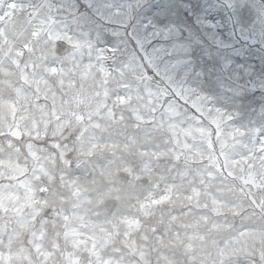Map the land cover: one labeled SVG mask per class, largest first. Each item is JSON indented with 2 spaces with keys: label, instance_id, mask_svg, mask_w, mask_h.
Listing matches in <instances>:
<instances>
[{
  "label": "snow or ice",
  "instance_id": "6c2138e0",
  "mask_svg": "<svg viewBox=\"0 0 264 264\" xmlns=\"http://www.w3.org/2000/svg\"><path fill=\"white\" fill-rule=\"evenodd\" d=\"M224 14L264 45V0H0V264H264V126L195 67Z\"/></svg>",
  "mask_w": 264,
  "mask_h": 264
},
{
  "label": "rangeland",
  "instance_id": "374dc122",
  "mask_svg": "<svg viewBox=\"0 0 264 264\" xmlns=\"http://www.w3.org/2000/svg\"><path fill=\"white\" fill-rule=\"evenodd\" d=\"M215 0H208L214 3ZM218 28H213L206 33L209 41H218L217 48L210 49L213 60H209L207 52L197 53L200 59H195L197 71H205L204 79L211 81L210 87H205V92L212 96L218 106H221L234 116L233 125L245 128H259L264 126V119L260 113L264 110V45L258 40H253L247 35L241 36L233 26L228 23V16L224 14L223 21L218 20ZM203 61H208L204 63ZM224 64H232L239 68L242 65L254 69L250 81H246L249 89L242 95L236 96L227 91L230 81L227 75H221Z\"/></svg>",
  "mask_w": 264,
  "mask_h": 264
}]
</instances>
